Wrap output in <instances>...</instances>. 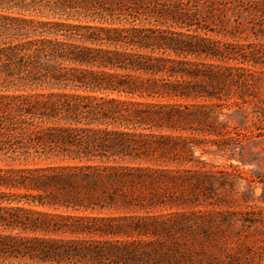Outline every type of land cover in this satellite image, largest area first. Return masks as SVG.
<instances>
[{
  "label": "trees",
  "instance_id": "obj_1",
  "mask_svg": "<svg viewBox=\"0 0 264 264\" xmlns=\"http://www.w3.org/2000/svg\"><path fill=\"white\" fill-rule=\"evenodd\" d=\"M240 9L264 0H0V264H264V206L251 243L197 209V143L173 134L246 80L198 62L235 36L207 20Z\"/></svg>",
  "mask_w": 264,
  "mask_h": 264
},
{
  "label": "rangeland",
  "instance_id": "obj_2",
  "mask_svg": "<svg viewBox=\"0 0 264 264\" xmlns=\"http://www.w3.org/2000/svg\"><path fill=\"white\" fill-rule=\"evenodd\" d=\"M222 21L207 20L206 25L220 33H234V38L209 34L221 41L224 59L207 61L201 58L198 62L211 63L217 68L231 67L233 74H236L237 69H243L246 80L243 83L242 79L237 80L231 85V92L230 89L229 92H222L230 95L221 102L223 106L217 108L221 114L213 125L198 123L190 125L193 129L191 132L173 133L197 143L193 164H188L186 168L171 163L160 164L159 167L174 170L193 167L198 178L203 175V187L194 199L199 203L197 209L207 212L229 211L241 239L251 243L257 236L249 234L251 231L246 228L242 229L240 223L250 218V212L257 215L264 206V40L258 34L261 25L264 26V17L241 9L228 10ZM235 101L242 103L236 106ZM148 165L157 167L154 163L141 164L143 167ZM195 173L178 174L191 176L193 181ZM166 186L170 187L169 184ZM188 187L184 183L175 191ZM160 212L158 209L154 213Z\"/></svg>",
  "mask_w": 264,
  "mask_h": 264
}]
</instances>
